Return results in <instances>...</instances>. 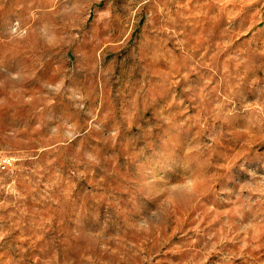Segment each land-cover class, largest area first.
<instances>
[{"label": "rangeland", "instance_id": "1", "mask_svg": "<svg viewBox=\"0 0 264 264\" xmlns=\"http://www.w3.org/2000/svg\"><path fill=\"white\" fill-rule=\"evenodd\" d=\"M0 264H264V0H0Z\"/></svg>", "mask_w": 264, "mask_h": 264}, {"label": "clouds", "instance_id": "2", "mask_svg": "<svg viewBox=\"0 0 264 264\" xmlns=\"http://www.w3.org/2000/svg\"><path fill=\"white\" fill-rule=\"evenodd\" d=\"M19 28V22L17 21L14 25V27L11 29V31L13 33H15L16 29ZM21 37H23L24 35H26V31H22L20 33ZM194 181L190 182L189 184V190L192 191L193 190V187H194ZM150 227H148L146 224H141L139 229H143V230H148Z\"/></svg>", "mask_w": 264, "mask_h": 264}, {"label": "built area", "instance_id": "3", "mask_svg": "<svg viewBox=\"0 0 264 264\" xmlns=\"http://www.w3.org/2000/svg\"><path fill=\"white\" fill-rule=\"evenodd\" d=\"M1 166H2L3 168H5V167H6V164H5L4 162H2V163H1Z\"/></svg>", "mask_w": 264, "mask_h": 264}]
</instances>
